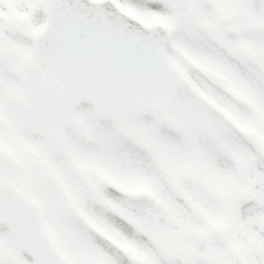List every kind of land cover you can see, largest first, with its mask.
I'll use <instances>...</instances> for the list:
<instances>
[{
  "label": "snow or ice",
  "instance_id": "1",
  "mask_svg": "<svg viewBox=\"0 0 264 264\" xmlns=\"http://www.w3.org/2000/svg\"><path fill=\"white\" fill-rule=\"evenodd\" d=\"M0 264H264V0H0Z\"/></svg>",
  "mask_w": 264,
  "mask_h": 264
}]
</instances>
